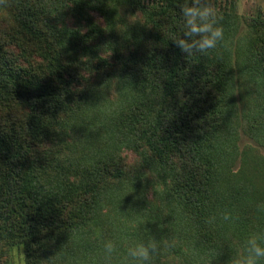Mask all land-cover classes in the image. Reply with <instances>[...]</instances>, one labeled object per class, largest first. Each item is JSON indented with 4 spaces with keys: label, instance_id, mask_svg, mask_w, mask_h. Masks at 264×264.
Masks as SVG:
<instances>
[{
    "label": "trees",
    "instance_id": "trees-1",
    "mask_svg": "<svg viewBox=\"0 0 264 264\" xmlns=\"http://www.w3.org/2000/svg\"><path fill=\"white\" fill-rule=\"evenodd\" d=\"M187 3L191 0H7L0 6V264H13L17 249L25 264L117 261L102 256L105 249L92 235L125 171L117 166L115 172L111 160L81 167L59 143L68 124L93 101L95 91L87 87L94 70L109 64L108 75H99L112 79L111 85L124 79L129 86L122 120L134 112L130 105L149 115L134 118L152 124L142 138L155 157L176 232L182 234L184 224L188 231L190 224L189 238L182 234L180 240L191 244L192 264L208 257L229 264L236 243L243 246L252 232H264V210L258 208L264 171L252 164L260 171L254 177L248 161L243 175L233 170L238 132L220 116V101L230 99L234 86L233 48L227 46L234 34L229 39L227 29L235 26V6L212 0L223 17L224 40L208 54L186 57L173 41L184 30L179 6ZM120 5L141 10L143 22L130 27L131 41L111 43V64L102 55L109 47L95 43L90 30L72 27L66 14L99 10L112 32ZM250 25L245 57L263 81L264 20L259 15ZM121 46L132 49L126 60ZM101 61L104 65L97 66ZM108 82L101 83L109 88ZM225 211L234 223L220 219ZM213 216L215 223H207Z\"/></svg>",
    "mask_w": 264,
    "mask_h": 264
},
{
    "label": "rangeland",
    "instance_id": "rangeland-1",
    "mask_svg": "<svg viewBox=\"0 0 264 264\" xmlns=\"http://www.w3.org/2000/svg\"><path fill=\"white\" fill-rule=\"evenodd\" d=\"M229 1L235 6L236 20L233 30L227 29L230 30L227 34L229 39L234 34L231 37L233 43L231 39L227 42V46L230 43L233 48L234 86L230 99L229 97L224 100L220 99L222 100L219 104L220 116L238 132L235 141L238 145L239 157L233 170L243 175V161H248L249 171L255 177L254 174H260V171L252 167V164L264 171V79L262 81L258 77V67L254 61L245 57V46L246 37L252 33L251 19H258L260 15L264 20V0H217V3L226 6ZM153 2L154 0H146V4ZM117 10L119 15L112 27L114 28L112 32L109 31L104 15L99 10L88 8L83 10L82 14H66L69 17L68 23L72 27L79 26L83 32L90 30L88 33L95 39V43H102L105 47H109L107 51L103 50L102 55L111 64H115L111 43L116 45L131 41L130 27L143 22L142 11L137 8L120 5ZM1 19L3 20V17L0 21ZM248 46L247 44L246 47ZM130 51H132L130 46L123 48L120 52L122 59L126 60L131 54ZM102 64L103 62H97V66H102ZM109 66L106 70L102 68L101 72L97 71V68L94 70L97 75L87 87L95 91L93 101L68 124L66 135L63 141L59 142L62 150H65L63 152L74 157L76 164L81 167L95 165L98 162L108 164L111 160L113 162L109 164L113 165L115 172L117 166L125 171L120 179V190L115 192L113 203L105 208L101 229L95 228L92 240L99 249L104 247L106 241H113L116 251L111 259L117 261H112L110 264H124L122 261H125L128 248L154 235L157 239L165 238L174 241V247L170 250H163L154 257V264H166L168 260H171L169 264H192L196 258L192 254L194 250L187 240H180L182 234H187L185 236L188 237L190 224H187L188 231L184 229L186 226L184 224L181 227L182 234L176 232L179 227L175 226L167 215L168 202L164 194L163 181L159 178L155 168V157L142 138L144 130L148 133L152 131V124L148 126L146 123H137L134 118V115L143 118L148 114L130 105V110L134 112L129 118L125 117L122 120L120 117L121 103L125 99L123 94H126L125 90L129 89V86L124 79L113 81L116 85H111L110 80L112 79L107 80L99 75L102 73L107 76L112 67L110 64ZM106 81H109V88L101 83H106ZM150 121L154 119L151 118ZM130 133L131 139L128 138ZM262 176L264 180V172ZM257 180L260 181V178ZM261 204L264 205V189ZM248 216L258 227L253 210L248 212ZM146 228L150 231H146ZM255 233L264 232L257 230ZM241 248V244L236 243V254ZM98 256L102 259V256L106 257V253L101 256V252L98 251ZM160 260L165 262L159 263ZM209 260L212 259L206 258L203 264H207ZM198 261L201 264L200 260ZM12 262L13 264H25L23 250L17 249L14 252ZM221 262L213 260L212 264H221ZM86 264L92 263L89 261Z\"/></svg>",
    "mask_w": 264,
    "mask_h": 264
},
{
    "label": "clouds",
    "instance_id": "clouds-1",
    "mask_svg": "<svg viewBox=\"0 0 264 264\" xmlns=\"http://www.w3.org/2000/svg\"><path fill=\"white\" fill-rule=\"evenodd\" d=\"M7 0H0V6H6ZM179 13L183 18L184 30L179 38L173 42L186 54V57L194 53L208 54L224 40V28L221 23L223 17L218 14L212 0H191V3L179 6ZM264 210V205H259ZM216 217L209 218L207 223L213 224ZM224 222H235L231 213L225 211L220 215ZM146 231H150L146 228ZM174 247V241L150 235L146 241H141L128 248L124 264H154V257L163 250ZM106 258L110 262L112 254L116 251V245L108 240L104 243ZM264 260V233L251 234L238 254L229 264H260ZM213 260L207 261L212 264Z\"/></svg>",
    "mask_w": 264,
    "mask_h": 264
}]
</instances>
